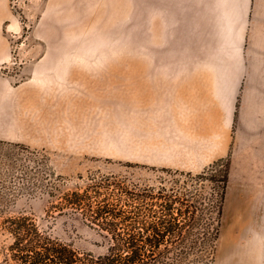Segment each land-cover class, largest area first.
<instances>
[{
	"label": "rangeland",
	"instance_id": "1",
	"mask_svg": "<svg viewBox=\"0 0 264 264\" xmlns=\"http://www.w3.org/2000/svg\"><path fill=\"white\" fill-rule=\"evenodd\" d=\"M250 16L245 0H0L11 47L0 63V222L29 215L100 255L106 243L81 214L50 211L51 170L61 191L92 174L153 182L162 169L199 173L230 148L214 264H234L223 257L236 260L224 238L231 198L239 214L256 208L238 174L261 164L243 169L233 153H264V52L253 30L238 31ZM12 241L0 230V249Z\"/></svg>",
	"mask_w": 264,
	"mask_h": 264
},
{
	"label": "trees",
	"instance_id": "2",
	"mask_svg": "<svg viewBox=\"0 0 264 264\" xmlns=\"http://www.w3.org/2000/svg\"><path fill=\"white\" fill-rule=\"evenodd\" d=\"M160 171L153 182L92 174L85 187L61 191L54 181L63 178L51 170L53 181L46 185L54 199L50 211L81 214L104 239L106 252H80L22 214L0 222V230L13 239L1 247L0 264H214L230 182V156L199 173ZM41 185L34 179L28 188Z\"/></svg>",
	"mask_w": 264,
	"mask_h": 264
},
{
	"label": "crops",
	"instance_id": "3",
	"mask_svg": "<svg viewBox=\"0 0 264 264\" xmlns=\"http://www.w3.org/2000/svg\"><path fill=\"white\" fill-rule=\"evenodd\" d=\"M251 16L246 19L244 17L241 19V23L239 25L240 29L238 30L239 33H246L253 30L255 35L254 41L259 43V48L261 52H264V0H245V15ZM250 19H252V23H250ZM11 56V47L7 40L0 39V63L7 62ZM226 155L232 156V151L230 148L226 151ZM259 162L260 169L256 170L255 173H250L249 176L245 175L243 172L238 174V179L246 186H249L253 190V194L247 200V204L249 207L255 206L252 212H245L244 214H240L238 216L240 220V224L238 230L236 232L237 239L239 240V245L244 244L243 247L245 250V258L239 259L238 262L241 263L243 261L244 264H264V260L258 259L259 254L262 252L264 253V245L262 244L261 240L264 238V153L263 152H254L249 153L248 151H238L237 153H233V163L240 164L241 167L244 169H249L253 163ZM253 169V168H252ZM230 192V191H229ZM233 201V202H232ZM231 203H236L237 200L232 199ZM228 202V196L225 203V208ZM225 214V209H224ZM241 215H245V217H254L257 219V237L256 240L258 241V249L254 251L252 255H250V249L246 246L247 242L249 241V229L250 226L247 225L248 222L245 223V219L242 221L240 219ZM242 221V222H241ZM243 224H245L243 226ZM241 226V227H240ZM245 227V228H244ZM244 229V235H241V231ZM243 248L239 251L241 252Z\"/></svg>",
	"mask_w": 264,
	"mask_h": 264
},
{
	"label": "bare ground",
	"instance_id": "4",
	"mask_svg": "<svg viewBox=\"0 0 264 264\" xmlns=\"http://www.w3.org/2000/svg\"><path fill=\"white\" fill-rule=\"evenodd\" d=\"M231 196V194H230ZM232 201V198H231ZM233 202V201H232ZM230 206V204H229ZM239 212H237V206L236 203H231V206L229 207V214H228V220H229V224H230V229L228 232H226V230H224V238L230 239L231 242L233 243L232 246L236 247V257H235V261L233 260V258H228V256L224 253L223 257L225 259H227L229 262L234 263V264H239L238 260L239 259H244L245 258V250H244V244H240L239 245V240L237 239L236 233L234 235V229L237 227L238 230V221H239ZM242 218V221L245 219V223L249 221V223H247L248 226H250L248 235H249V241L247 242V247L250 249V255H252L254 253V251L256 249H258V241L256 240L257 237V229H255V227L258 225L256 222V219L254 217H250L251 220H249V217H245V215H241L240 219ZM245 224H243L244 226ZM246 226V225H245ZM241 227V226H240ZM245 228V227H244ZM244 229L243 231H241V235H244ZM229 233V234H228ZM224 240V239H223ZM243 248V250L241 252H239L241 249ZM225 251V250H224Z\"/></svg>",
	"mask_w": 264,
	"mask_h": 264
}]
</instances>
